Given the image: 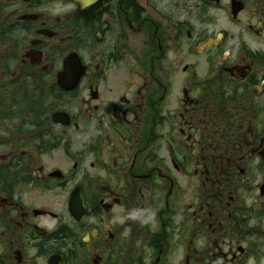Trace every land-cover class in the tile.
<instances>
[{"label":"flooded vegetation","instance_id":"obj_1","mask_svg":"<svg viewBox=\"0 0 264 264\" xmlns=\"http://www.w3.org/2000/svg\"><path fill=\"white\" fill-rule=\"evenodd\" d=\"M0 264H264V0H0Z\"/></svg>","mask_w":264,"mask_h":264}]
</instances>
